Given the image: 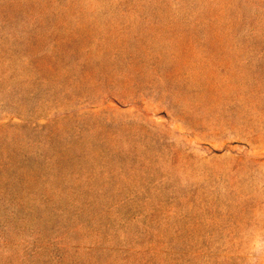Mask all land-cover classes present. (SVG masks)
<instances>
[{"label":"rangeland","instance_id":"obj_1","mask_svg":"<svg viewBox=\"0 0 264 264\" xmlns=\"http://www.w3.org/2000/svg\"><path fill=\"white\" fill-rule=\"evenodd\" d=\"M0 264H264V0H0Z\"/></svg>","mask_w":264,"mask_h":264}]
</instances>
